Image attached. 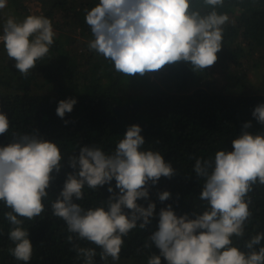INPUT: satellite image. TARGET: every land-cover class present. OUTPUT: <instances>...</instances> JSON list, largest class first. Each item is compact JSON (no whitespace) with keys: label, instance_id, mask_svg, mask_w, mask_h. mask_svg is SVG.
I'll return each mask as SVG.
<instances>
[{"label":"clouds","instance_id":"9594fccd","mask_svg":"<svg viewBox=\"0 0 264 264\" xmlns=\"http://www.w3.org/2000/svg\"><path fill=\"white\" fill-rule=\"evenodd\" d=\"M8 0H0V10ZM224 0H99L85 10V22L93 39L88 48L114 65L116 72L128 77H141L159 72L165 66L186 63L195 70L214 66L223 47L226 14L216 10ZM205 9H208L205 11ZM52 21L43 15H28L18 21L9 16L3 25V44L15 68L27 78L37 62L45 58L56 38ZM78 101L61 100L56 114L61 119L71 113ZM0 105V136L9 132L10 120ZM264 125V104L253 113ZM69 121L65 120V124ZM251 122L232 140V151L219 150L214 159L195 160L194 172L204 179L199 196L206 202L202 214L177 216L169 204L159 213L158 230L148 237L159 249L147 264H264V233L244 241L247 251L234 245L233 238L245 236V226L252 216L249 193L254 185H264V132L251 134ZM139 125L127 128L115 150L106 153L100 147H82L79 156L69 157L73 172L67 175L63 189L52 202L53 216L62 219L70 233L67 242L85 240L100 248V259L119 261L126 237L133 229L146 230L156 211L138 203L148 200L151 186L161 177L177 174L172 163L159 151L144 150L145 138ZM64 156L57 143L40 137L38 131L18 135L0 146V202L11 209L4 213L12 225L8 238L14 247L10 254L29 264L33 245L24 220H35L45 211L48 189L63 168ZM115 180V188L110 186ZM109 185L112 195L94 208H83L74 200H83L85 186L96 190ZM118 189V193L116 192ZM171 193H158L163 203ZM130 210L131 214L125 211ZM142 221V222H141ZM139 222V223H138ZM85 264H94L95 248L74 244Z\"/></svg>","mask_w":264,"mask_h":264},{"label":"trees","instance_id":"16d2710c","mask_svg":"<svg viewBox=\"0 0 264 264\" xmlns=\"http://www.w3.org/2000/svg\"><path fill=\"white\" fill-rule=\"evenodd\" d=\"M34 1L40 3V10L31 12L27 2ZM98 2L8 0L7 7L0 10L4 20L0 35L9 16L20 21L28 15L49 18L57 33L49 54L37 62L27 78L20 75L16 61L8 58L0 44V105L10 120L9 132L0 136V146L18 135L38 131L44 140L57 143L64 156L63 168L59 174L54 173L47 190L44 213L35 220L20 218L33 245L29 264H85L74 244L95 248L94 264H104L101 249L94 244L85 240L68 243L66 223L52 214L51 204L62 191L67 175L73 172L69 157H78L80 148L95 146L111 153L127 128L139 125L146 142L143 149L159 151L177 170L171 179L161 177L157 185L150 187L148 200L138 201L144 207L156 204L147 229H133L123 238L119 261H107L147 264L153 253L159 255L154 244L151 248H144V244L158 230L161 209L171 204L178 217L189 214L194 219L192 214H202L206 207V202L199 199L204 179L195 175V160L214 159L219 150L232 151V140L244 131L245 123L251 122V134L264 132V125L252 115L258 105L264 104V79L249 75H264V0H224L223 6L217 7L218 13L228 15L229 22L224 26L223 47L214 66L195 70L179 63L143 77L116 72L111 61L88 48L93 36L85 22V10ZM219 75L224 83H220ZM68 98L78 103L61 119L56 108L59 101ZM115 183L113 180L110 186L115 188ZM108 187L94 191L85 186L84 199L74 202L85 209L100 206L112 195ZM164 191L172 195L162 203L158 193ZM248 195L252 216L246 223L245 236L233 238L242 251H247L244 241L264 233V185H254ZM8 211L11 209L0 202V264H23L9 252L14 244L8 238L12 228L4 216ZM261 246L264 241L257 249ZM162 264H167L163 258Z\"/></svg>","mask_w":264,"mask_h":264},{"label":"rangeland","instance_id":"374dc122","mask_svg":"<svg viewBox=\"0 0 264 264\" xmlns=\"http://www.w3.org/2000/svg\"><path fill=\"white\" fill-rule=\"evenodd\" d=\"M29 5H30V7H31V12H35V11H39L40 10V3L39 2H37V1H34V2H27ZM9 16V15H8ZM4 18V17H3ZM6 21V20H5ZM1 22H4V20L1 18V16H0V23ZM249 67H246L245 68V71H249ZM251 73V72H250ZM249 75H251V78H253V79H255V76H256V78H259V79H261V80H263L264 79V75H260V76H258L257 74H255V73H251V74H249ZM221 75H219V77H217L218 79L219 78H221L220 77ZM219 81H220V83H224L225 82V80H224V78H221V80L219 79ZM227 82V81H226Z\"/></svg>","mask_w":264,"mask_h":264}]
</instances>
